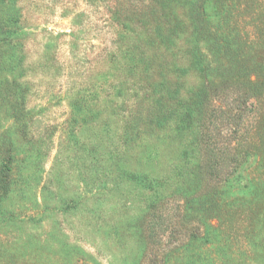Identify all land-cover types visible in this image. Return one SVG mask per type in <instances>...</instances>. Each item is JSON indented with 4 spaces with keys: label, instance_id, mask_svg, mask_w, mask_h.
<instances>
[{
    "label": "rangeland",
    "instance_id": "obj_1",
    "mask_svg": "<svg viewBox=\"0 0 264 264\" xmlns=\"http://www.w3.org/2000/svg\"><path fill=\"white\" fill-rule=\"evenodd\" d=\"M142 1L19 0L30 63L28 79L25 77L31 82L27 103L37 112L33 135L47 139L49 155L41 182L29 183L31 195L1 204V209H16L17 213L0 212V264H184L182 258H176V251L189 235L188 231L187 235L176 233L172 227L183 216L180 200L172 196L175 182L165 183L154 193L143 177L173 175L182 160L185 139L193 131L176 132L175 124L169 121L153 136L147 135L149 142L144 140L140 149L131 144V151L125 153L121 114L111 118L107 108L101 117L84 125L81 120L71 123L69 88L96 82L97 75L107 71V54L115 47L119 31L124 29L128 37L140 33L138 20L126 21L121 15L140 9ZM251 1V8L240 9V21L248 41H261L264 47V0ZM247 2L243 0L244 5ZM116 11L120 14L115 18ZM175 38L181 42L178 50L184 56L191 33L183 29ZM136 40H142L141 36ZM254 52L255 58L262 55L258 60L264 62V48ZM49 57L55 60L45 69L41 64ZM254 61L247 59L246 64ZM186 62L184 56L181 63ZM197 80L193 72L186 75L182 92ZM219 103L211 101L200 123L193 126L199 131L200 163H206L203 184L211 182L213 176L227 174L235 165L234 176L243 170L245 174L251 164L253 167V159H245L246 164L239 160L253 142L255 131L259 127L264 131V116L259 119L264 112V95L261 102L254 100L255 110L243 120L236 118L242 110L237 104L221 102L226 110L233 108L230 114L219 111ZM95 156L101 159L100 164ZM116 158H121L128 175L120 173ZM107 163H113L116 170L103 189L108 194L97 195V175ZM137 174L144 176L136 178ZM261 209L264 212V204ZM151 230L154 235L150 238Z\"/></svg>",
    "mask_w": 264,
    "mask_h": 264
},
{
    "label": "trees",
    "instance_id": "obj_2",
    "mask_svg": "<svg viewBox=\"0 0 264 264\" xmlns=\"http://www.w3.org/2000/svg\"><path fill=\"white\" fill-rule=\"evenodd\" d=\"M18 2L0 0V212L12 215L17 213L16 209L5 207L4 210L1 204L31 195L29 183L41 182L44 161L49 155L47 139L33 135L37 112L27 103L31 91V82L27 80L30 63ZM142 2L140 9L121 15L126 21L138 20L141 34L133 33L128 37L124 29L119 31L115 47L107 54L110 64L107 71L97 75L96 82L73 84L69 88L71 123L81 120L84 125L101 117L107 108L111 118L121 114L122 139L127 147L122 151L125 153L131 151V144L140 149L144 140L149 142L145 139L147 135L153 136L158 127L169 121L175 124L176 132L193 131L192 136L185 139L182 160L177 162L173 175L136 176H142L154 193L165 183L175 182L172 196L180 200L183 216L182 221H175L172 227L179 234L187 235L188 231L189 238L182 248L173 249L171 253L176 251V258H182L184 264H264V212L261 209L264 204V131L260 127L255 131L253 142L239 160L246 164L248 157L253 159V167L251 164L245 174L243 170L239 176H234L235 165L227 174L213 176L211 182L207 180L208 183L203 184L206 163H200L199 131L193 129L211 101L219 103V99L226 104H237L242 108L236 113L240 120L255 110L254 100L261 102L264 62L258 60L262 55L255 58L254 51H263V43L248 41L240 21V9L251 8L254 3L251 0L247 5L243 0ZM119 14L120 11L114 12L115 18ZM183 29L191 33L192 39L183 54L188 62L182 64L184 56L178 50L182 46L175 34ZM136 36H141L142 40H136ZM247 59L255 61L248 66ZM45 60L41 66L47 69L55 58ZM190 72L197 74L198 80L183 93V78ZM118 97L122 98L121 102ZM221 102L219 111L232 114L233 108L226 110ZM126 104L128 108H124ZM261 116L264 112L259 119ZM145 157L149 159L150 155ZM95 159L97 164L101 163L100 158L98 161L95 156ZM120 159L115 164L120 173L128 175L130 171L122 169ZM114 166L109 163L104 171L99 169L97 195L108 194L103 189L110 183L108 178H113ZM153 235L151 230L150 238Z\"/></svg>",
    "mask_w": 264,
    "mask_h": 264
}]
</instances>
